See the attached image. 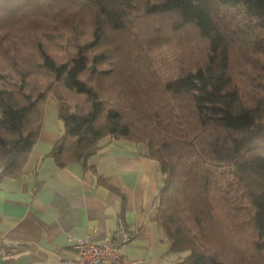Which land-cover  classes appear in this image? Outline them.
I'll list each match as a JSON object with an SVG mask.
<instances>
[{"label": "trees", "instance_id": "1", "mask_svg": "<svg viewBox=\"0 0 264 264\" xmlns=\"http://www.w3.org/2000/svg\"><path fill=\"white\" fill-rule=\"evenodd\" d=\"M18 12L61 24L70 56L48 53L60 35L42 42L38 28L22 54ZM175 39L181 72L163 83L148 54ZM1 55L3 174L21 171L51 96L58 166L145 146L163 175L153 221L176 264H264V0H0Z\"/></svg>", "mask_w": 264, "mask_h": 264}, {"label": "crops", "instance_id": "2", "mask_svg": "<svg viewBox=\"0 0 264 264\" xmlns=\"http://www.w3.org/2000/svg\"><path fill=\"white\" fill-rule=\"evenodd\" d=\"M63 133L58 105L47 99L43 125L21 171L0 165V264H62L76 239L111 238L120 219L134 238L122 246L135 264H176L153 211L163 175L145 146L108 144L85 162L58 166L51 151Z\"/></svg>", "mask_w": 264, "mask_h": 264}, {"label": "rangeland", "instance_id": "3", "mask_svg": "<svg viewBox=\"0 0 264 264\" xmlns=\"http://www.w3.org/2000/svg\"><path fill=\"white\" fill-rule=\"evenodd\" d=\"M6 14V13H5ZM7 15L9 16V20L12 18V14H9L7 12ZM17 17L16 22L13 25H10L11 27L9 29L12 30L13 34L16 35L14 38L17 41V47L19 48L20 52L22 54L28 53L29 51V45H32V37L34 35V30L36 28L43 30L44 33L42 34L41 38H38L42 42H45V39L51 38V33H55V35H60L56 36L60 39L58 44L54 47H50L47 49L48 53L53 54L54 56L59 57V60H65L68 56H70V51L68 48L64 47V37L61 31L59 32L56 29L60 28L61 24H57L55 21H52L50 19L42 17L36 18L32 13L30 14H22L20 12L15 14ZM34 17V18H32ZM236 21H239L240 23L241 20L238 18ZM51 24H55V26H51ZM54 28V29H52ZM77 35L80 33L86 34L88 30H90V26H85L82 23H78L77 27ZM48 31H51L48 33ZM162 32L165 34L166 30H162ZM72 36V32H69L67 36ZM84 35L82 37H84ZM6 36V35H5ZM19 36V37H18ZM3 37V36H2ZM173 37V36H172ZM5 38V37H3ZM7 38V37H6ZM115 36L112 35L111 31H107V39H109V42H113ZM15 41V42H16ZM10 43V40L8 41ZM62 43V46L64 48L60 49V45ZM113 45L110 47L112 49ZM182 44L178 42L176 39L172 40L171 42L167 43L166 45L160 47V48H155L150 51L148 54V59L153 65L154 70L157 72V77L160 78L161 82L163 83H169L171 81H174L175 79L178 78L181 72V60H183V51L181 49ZM191 47H194L191 45ZM111 51V50H110ZM192 53L199 54L198 58H202L203 56V49L202 47L199 49H195L191 51ZM236 58L232 59L231 61V71L234 73L237 71L239 68L240 64V55L238 52H236ZM0 61L1 63H5L6 59L3 55H1ZM256 67V65H254ZM67 97V102H72L73 101V96L68 95ZM81 102V99H79ZM70 105H75V103H69ZM78 104V103H77Z\"/></svg>", "mask_w": 264, "mask_h": 264}, {"label": "built area", "instance_id": "4", "mask_svg": "<svg viewBox=\"0 0 264 264\" xmlns=\"http://www.w3.org/2000/svg\"><path fill=\"white\" fill-rule=\"evenodd\" d=\"M134 238L119 219L117 230L111 238L93 242L88 238L76 239L72 245L73 255L64 259L62 264H135L136 261L121 255L120 249ZM12 250L0 247V256L10 254Z\"/></svg>", "mask_w": 264, "mask_h": 264}]
</instances>
